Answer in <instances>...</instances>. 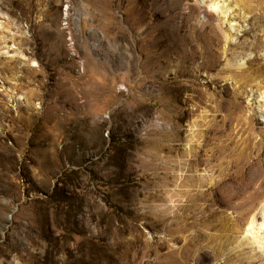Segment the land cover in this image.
I'll list each match as a JSON object with an SVG mask.
<instances>
[{
    "label": "rangeland",
    "instance_id": "rangeland-1",
    "mask_svg": "<svg viewBox=\"0 0 264 264\" xmlns=\"http://www.w3.org/2000/svg\"><path fill=\"white\" fill-rule=\"evenodd\" d=\"M235 4L227 41L200 0H0V264H264V0Z\"/></svg>",
    "mask_w": 264,
    "mask_h": 264
},
{
    "label": "bare ground",
    "instance_id": "bare-ground-1",
    "mask_svg": "<svg viewBox=\"0 0 264 264\" xmlns=\"http://www.w3.org/2000/svg\"><path fill=\"white\" fill-rule=\"evenodd\" d=\"M236 1V0H235ZM235 1L233 2L232 0H200V3L205 6L206 11L213 13V14H217L220 17L221 22H223L224 25H226L227 27V41L231 40V32L233 30V25H231V21L229 20V15L231 13H233L235 10L234 8H237V10L239 12H241L242 10L239 9L238 4H235ZM238 12V13H239ZM167 60V59H165ZM168 62V61H167ZM169 64V63H168ZM155 66V65H154ZM157 66V65H156ZM162 86V85H161ZM178 90L180 91H187L188 90V86H180L178 88ZM164 90L162 89L160 91V96L159 102H161V106L164 110V112H162V116L166 119H172V120H176V119H180L184 116H191L192 115V111L189 113H181L180 111H178V109H176L175 107V103H177V98H175L173 95L171 96L170 93H165L163 92ZM195 96L193 97L194 100L198 101V103L202 104L203 102L207 101L206 98V94L202 93V92H194ZM12 98V96H10ZM261 228H256L255 223L253 220L249 221V223L247 224L246 229L244 230L245 232V237L246 238H251V241L260 246L261 242H264V238H261L259 235Z\"/></svg>",
    "mask_w": 264,
    "mask_h": 264
}]
</instances>
